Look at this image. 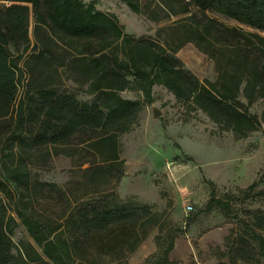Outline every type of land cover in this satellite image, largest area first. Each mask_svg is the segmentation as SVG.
Segmentation results:
<instances>
[{
    "label": "trees",
    "instance_id": "16d2710c",
    "mask_svg": "<svg viewBox=\"0 0 264 264\" xmlns=\"http://www.w3.org/2000/svg\"><path fill=\"white\" fill-rule=\"evenodd\" d=\"M4 1L13 3H0V264H83L78 261L88 256L89 247L109 256L137 249L141 242L137 229L156 220L149 206L101 209L83 202L68 229L51 227L20 209L32 191V181L27 164L21 158L15 159L16 150L26 147H51L55 154L73 155L72 148L80 141L87 146V154L102 161L87 169L89 178L112 174L119 180L124 164L119 139L131 131L143 104L138 99L124 98L122 92H140L144 102L153 103L154 87L162 86L179 103L202 111L238 139L264 126V110L258 118L239 106L241 96L248 104L257 99L264 102V37L227 26L207 13L217 12L264 32V0H159L166 17L186 15L179 22L180 42L171 48L150 38L127 35L116 16L99 10L93 2ZM124 1L134 13H141L138 0ZM149 15L158 20L154 12ZM31 16L35 19L37 44L43 46L37 62L49 68L55 66L49 41L63 45L73 54L68 64L70 72L88 84L95 102L82 103L73 95L46 86L17 99L19 66L11 48L30 43ZM187 43L214 61L216 81L200 80L177 56ZM15 104L13 123L10 116ZM263 181L264 173L258 183ZM258 183L249 187L245 200L264 201V191L255 192ZM43 185L59 191L57 185ZM3 194L17 197V213L38 249L30 244L14 254L12 234L16 222L8 216ZM215 210L233 216L232 202L213 192L205 211ZM244 223L246 237L239 256L246 261L254 258L247 249L254 239L264 258V236L258 234L264 231V215L256 213L253 222ZM176 235L171 236L156 264H173L169 254Z\"/></svg>",
    "mask_w": 264,
    "mask_h": 264
},
{
    "label": "rangeland",
    "instance_id": "374dc122",
    "mask_svg": "<svg viewBox=\"0 0 264 264\" xmlns=\"http://www.w3.org/2000/svg\"><path fill=\"white\" fill-rule=\"evenodd\" d=\"M83 1L93 2L99 10L116 16L127 35L150 38L168 48L180 42L179 22L186 15L166 17L159 0H138L140 14L134 13L124 0ZM0 3L13 2L0 0ZM151 11L158 20L151 19ZM207 13L227 26L264 37V32L220 13ZM34 30L35 19L31 16L30 43L19 49L11 48L19 66L17 99L20 101L27 92L33 94L40 86H46L73 95L82 103L95 102L88 84L70 72L68 64L73 54L63 45L49 41L50 55L57 61L55 66L49 68L37 62L43 46L37 44ZM177 56L200 80L216 81L214 61L194 44L187 43ZM153 94V103H146L140 92L121 93L124 98L138 99L143 104L131 131L119 139L124 161L119 180L112 174L91 180L87 169L101 165L102 161L87 154V146L80 141L74 144L73 155L55 154L51 147L16 150L15 159L21 158L27 164L32 181V191L20 209L51 227L68 229L83 202L101 209L150 207L156 220L137 229L141 242L135 251L125 249L109 256L89 247L88 256L78 261L83 264H156L175 233L174 249L169 254L173 264H264L259 242L254 239L247 245L254 258L246 261L239 256L246 237L244 222H253L256 213L264 215V201L244 199L249 187L258 183L264 173V126L238 139L233 132L219 128L202 111L179 103L162 86L154 87ZM239 106L258 118L264 110L262 99L248 104L241 96ZM154 107L162 112L157 118ZM16 108L17 104L10 116L13 123ZM43 184L57 185L59 191ZM260 191H264V181L255 189ZM213 192L218 198L232 202L233 216L228 217L220 210L205 211ZM3 197L8 216L16 222L12 234L14 254L18 255L30 244L38 249L17 213V197L4 194ZM188 206H192V211H187ZM258 234L264 236V231Z\"/></svg>",
    "mask_w": 264,
    "mask_h": 264
},
{
    "label": "water",
    "instance_id": "95a60500",
    "mask_svg": "<svg viewBox=\"0 0 264 264\" xmlns=\"http://www.w3.org/2000/svg\"><path fill=\"white\" fill-rule=\"evenodd\" d=\"M153 114H154V117L157 118L158 116H160L162 114V112L157 107H154L153 108Z\"/></svg>",
    "mask_w": 264,
    "mask_h": 264
},
{
    "label": "built area",
    "instance_id": "2783aa9c",
    "mask_svg": "<svg viewBox=\"0 0 264 264\" xmlns=\"http://www.w3.org/2000/svg\"><path fill=\"white\" fill-rule=\"evenodd\" d=\"M192 209H193L192 206L187 207V211H192Z\"/></svg>",
    "mask_w": 264,
    "mask_h": 264
}]
</instances>
